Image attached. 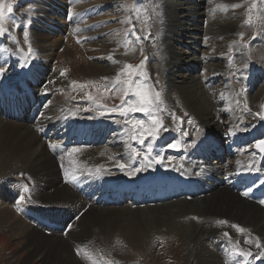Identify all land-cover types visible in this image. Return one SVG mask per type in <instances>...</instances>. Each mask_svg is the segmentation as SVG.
Here are the masks:
<instances>
[{
  "label": "bare ground",
  "instance_id": "bare-ground-1",
  "mask_svg": "<svg viewBox=\"0 0 264 264\" xmlns=\"http://www.w3.org/2000/svg\"><path fill=\"white\" fill-rule=\"evenodd\" d=\"M55 1L57 0H46L45 2L51 5ZM84 1L85 0L71 1V3H73L71 9L73 8L75 13L78 12L79 10H81L80 8L85 6ZM107 1V3L111 4L112 2L115 4H113L114 9L112 8V12H115L116 14L123 13L127 10L125 7H123L125 3L127 4L126 0L125 2H123L124 0ZM211 1L213 2L209 3V5H206L205 2L207 1L205 0H161L160 6L162 7L165 14L162 13L160 17L161 19H163L162 17L165 18L163 22H161L166 27L164 29V33H162L161 31L155 32L156 35H160L162 37V42L158 47L162 51V53H160V56L158 57L159 62L157 61V63L155 64H159V66L157 65V71H159V69L161 70L162 75L167 81V85H169V89H167L170 92V98L168 101L162 99L163 104L168 103V105L172 107L174 103L179 104L182 103L183 100L185 106L189 108V111L194 115L196 114L200 119V121H198L205 126V128L207 129L205 132L210 131L206 136L207 140L203 146L204 151L201 149V146L197 148L196 145H198L199 143L198 141H196L198 138L195 139V137V140L193 139L191 143H184L182 145V150H189L188 147H190L194 143L193 148L188 152V155H186L188 157L190 156L189 154H191L194 157L191 158L190 162H182L179 169L173 168L171 171L169 170L168 172H165V167L155 168L156 172H154V174H151L149 173V171L151 170L149 166L146 169L142 167L145 169V174H147V177H141V181L147 180L149 183L153 181L155 184H159L165 177H168L170 178V180L174 181L176 191L173 193H171L170 191L166 195L156 197L150 196L139 183H136V185L133 187L125 183H121V180L127 177L121 178L119 180L115 175V173L119 169V167L116 168L117 165L122 162L121 160H118V158L120 159V157L125 156L127 153H129L128 150H133L134 148L133 143L129 142L130 139L127 138L126 134L122 131L124 129L117 127L115 124H110L111 126L109 128L104 127V129H100V132L93 134V132L95 131L94 127H92L93 125H88L89 122H83L82 120H80L81 118H78L76 120L75 116L74 119L77 122L67 121L70 126L69 128H64V126L61 128H59L60 126L57 127V123L66 122L69 117L68 113H65L61 109L60 105H63L61 103H64L70 90L67 91L66 89H62L54 99L51 98L52 101L48 103L50 111H46L47 113L41 115L43 110L42 104H44V101L46 102V99L44 98V91L48 90H42L41 87V90L34 91L35 99L32 105L27 98L28 101L22 104L20 107L18 106L19 104H21V101H16L13 106L9 107V109L15 108V112L10 113L11 110L9 111V116L8 113L5 114L4 111L1 112L3 113V115L8 116V118L11 119L12 122L9 120L6 121L2 118L5 123H1L2 125L0 126V134H4L3 138L6 140V145L3 142L2 146H6V148H9L10 150V152L7 153H0V165L2 166V170L0 169V194H6V202H8V206L0 207V250L4 251V247L7 249L10 248L9 245L11 236L21 234L24 237L23 244L18 250V255L14 253L12 255L13 257L18 256V258H20L23 256V254H26L28 260L30 261H26L27 264H57L60 258H63L62 252L64 251V249L62 248L63 246L58 247L57 245L60 244V242H62L63 240H67L71 236H73L75 234V230L72 228L70 233V230L68 231L66 223V225H64L65 229L62 228L63 230L58 229V226L51 228L49 226L48 220L52 219V221L56 222V224H62V221L67 217V211L69 210L67 208V205L78 201L82 202L83 205H88L85 210L89 206H91V208L88 212L84 213V215L82 214L83 216L80 217L79 221H75V227L81 224L82 218L91 211L92 213L94 212L93 214H95V212L97 213L98 210L102 212H113L114 210H117L118 207H123L124 203H127L128 207L131 210L133 208L141 209L140 207L149 206L148 210L154 212L152 213V219L156 222L163 223V225H169V223L171 224L172 222H175L177 218L184 216L187 213H192L191 215L193 216H196L197 213L206 214V216L210 218V221H205L202 225L200 224L199 226H197L196 230L194 229V231H198L199 233L197 244H195V246L192 245L194 246L193 249L197 251L199 250V264H229L232 261L234 262L235 258H238L240 259V262H243V258L254 259L258 255V253L264 251V204L260 203L261 200H264V183L256 182L264 181V173L263 171L259 170V168L253 170V167L257 162L263 161L264 163V156L263 153L260 152V150L256 147H254L250 151V153H245V146L247 145L248 141L250 142L253 139L257 143L260 140H264V136L262 134V132L264 131V127L262 125H259L256 127H252V129H250L249 131L243 130L249 133L253 132L257 127H260L259 131L251 136H241L239 132H243L242 128H237L239 134L236 133L235 129V139H232L230 136L233 130L230 131L229 134H223L224 132H222V118L225 116L224 114L229 115L230 112H232L231 110L235 108L233 106L234 108L232 109L225 99L227 96L231 95V86L224 87L225 85H222V87H219L218 90H220V94L217 96L218 98L215 97L216 95L208 96L207 94H205V92H203V90H201L199 84L200 82L195 78L194 75L195 71L198 70V68H202L201 70L205 69V71L207 70V74L205 72L203 73H205V75L207 76L206 81H211V79L215 80L218 77L217 73V77L211 75L213 73V71L210 72L211 70L215 69L216 67H220V69L228 68V66L224 64L223 61H219L217 59L224 60L225 58H227L230 53V48L235 42V37H237V32H239L238 28V30L234 28L233 25L235 21L232 20V18L235 19V17L237 16L234 17L230 15V6L235 4V0ZM116 2L118 3L116 4ZM204 17H208L209 21V24L208 26H206L205 30L203 27V24L205 22ZM42 23H45V21L42 20L41 22V20H39L37 25L39 33L34 32V34H38L35 37L40 44L39 46L41 50L38 54L41 56H43V51H46L50 46L48 35L45 34L47 33V28L44 25H41ZM129 25L130 23L127 25L124 24L122 25V28H126L127 26L129 27ZM236 26L238 27L237 24ZM75 30L78 32L79 30H83L84 32L82 33V35L88 36V38L90 39V44L94 45V47L98 46L101 48V50L97 52L96 55L99 54V61L101 60L104 63L102 62L103 64H99V62H97L94 64H88L83 63L84 61L80 62V59L78 60L77 58L78 54H80L78 52L77 46L74 45L75 47H71L70 44L65 45L66 48L64 49V52L58 53V56L55 54L57 52H54V54L57 56L56 60H65V64H68L69 68L73 71L76 69L87 70L86 68L92 67V69L90 70L99 71L101 72L100 74L107 73V78L113 80L114 78L112 77V73L116 70L117 66H120L117 65L118 60L114 58L116 57V53H114V51L116 52L117 50L115 49L118 48L119 50L123 48L127 49L130 46H126V44H124L126 37L120 36L119 32H117L116 35H108L109 31L107 29H103L100 31L98 30L97 32L95 31V29L89 27H81ZM42 31L44 33H42ZM202 31H204V33H202ZM91 35L93 36L92 38ZM222 38H224L223 42L225 46L224 48H222L223 50H219V52L214 53L201 54L202 49L199 48V46H209L215 40L220 41V39ZM56 45L58 47L60 43H54V47L57 50ZM120 51V58H123L128 52L127 51L123 53L122 50ZM192 51H194L195 53ZM262 51L264 52V50ZM204 54H207L209 56ZM106 56H108V58ZM246 57V54L242 52L241 55H238L237 61L243 62ZM214 60H216V63ZM207 61H214V63L212 62L213 64L211 65L209 62V65L204 64L205 62L207 63ZM29 68L23 70H27L28 73L31 72V75H29L28 73L23 75L31 84L35 83L38 86L39 83L37 84V82L41 81L42 84L43 80L47 79V77L49 76V68L46 66L39 67L35 66L34 64ZM155 69H157L156 66ZM34 70L36 71L35 74ZM253 77L249 78V82L253 80ZM111 80L110 82H112ZM8 83L9 82L5 81L3 85H0V88L8 87L6 86ZM14 83L15 82L10 83L9 86L13 85ZM202 83L203 82H201V84ZM19 90H21L20 87ZM256 91L257 92H255L254 95L251 94L252 97L262 98L264 96V84H262V86L259 85ZM171 92H175L178 96H176L175 94V96H172ZM4 94L7 95V92H5ZM224 96L226 97L224 98ZM47 98L49 99V97ZM168 105L166 106L170 108ZM17 108H19L20 110L16 111L18 110ZM37 114L41 120L38 119ZM191 117L193 116L191 115ZM232 117H234V115ZM36 120L38 121V125L36 126L41 127L39 129H36V127L33 126ZM71 122H73L72 125H70ZM105 124L107 125V123ZM33 127L35 128L33 129ZM223 130H225V128ZM261 130L263 131L260 132ZM52 132L54 133L53 135ZM236 134H238L237 138ZM57 135H59V138H57ZM172 136L173 135L168 134L159 139V141L157 142V148L160 151L164 152V150H166L165 148H168L167 144L171 140ZM203 136L204 135H202V137ZM51 144H57L59 145V147L53 149L50 147ZM47 148L49 151L47 150ZM58 149L60 152L56 153V150ZM73 149H78L79 151L73 152ZM198 150L199 155L197 153ZM152 153H154L153 150ZM9 154H11V159H8V161H11L10 163L6 160V156ZM234 154L240 155V158L239 156L237 157L240 164L237 161L235 162V164H232L231 167H225L228 159L229 161H233L235 159L234 157H232ZM164 155L166 159H171V161L169 162H174L177 159V157L168 155L166 152H164ZM210 156L216 157L217 159L213 161L214 165L210 164ZM230 157L232 158L230 159ZM59 158H62V161L67 167L66 173L70 172L72 174L73 166H75L76 164L80 165L82 163L85 164V166L83 165L85 169H90L94 166L97 169L101 165L103 166V168L96 175L84 174L79 176L75 181L71 180V178L69 177V184L65 183L63 185L59 179L57 170V159ZM148 158H150V156H148ZM244 158L248 159L247 161H245V164L241 163ZM123 159L125 158L123 157ZM202 159H204V161ZM135 161L136 159L131 161L130 163H133V165H135L134 169H137L139 168V165ZM236 165L237 167L235 172L229 171V169L234 170ZM115 168L117 169V171L114 170ZM80 169L81 168H79V170ZM128 169L130 171L132 170L131 168ZM24 171L28 174L26 178H24V175L26 173H22ZM158 171L162 172L156 174ZM15 174L18 181L22 180L24 182L23 184H21V182L18 183L19 190L16 189L17 183L13 181L15 180ZM21 174L22 176H20ZM183 176L195 181L192 193H186L179 188V183L181 177ZM6 177L7 184L10 185L6 184L5 189H8V186H11V189L5 190L3 192L1 188L5 184L4 179ZM133 177L135 179H139L136 173ZM64 179L67 181V177H65ZM28 183H30L31 186H29ZM70 183H72L74 190L78 191L79 193H81V195L84 196V200H82V197H80V195L76 194L78 192H75L70 188ZM25 184L28 185L27 192L25 191ZM32 186L35 191L32 194L34 200H31V204L36 208H38L40 205V209H33L31 208V206H28L29 199L27 198L30 190L29 187ZM134 188L137 189V192L139 194L136 193V189ZM249 189H251V192L247 197H245L243 193ZM204 195L209 197H204ZM6 197L1 198L0 196V202H2L4 205L6 202H3V200H5ZM21 197H23V200H21ZM202 197L204 198L193 201L191 200L194 198L196 199ZM184 198H191V201L178 200ZM18 199L21 200V202L18 201L16 204H14ZM175 200L178 201L174 203L170 202H173ZM168 202H170L171 204H169ZM164 203H166V205H163L161 207H152L153 205H160ZM77 205L79 206V204H73L71 205V207H75ZM48 206L50 208L60 206L61 210L55 208L46 211ZM109 206L111 208H107ZM115 206L118 207L112 208ZM43 216H45L47 219H45ZM28 217L33 218L29 221V223L27 222ZM221 221H227L229 225H226V223H221ZM218 222H220L222 226L217 227L213 225L217 229L211 228L212 224ZM231 223H233V226L230 225ZM235 224L241 226L242 228L243 226L247 228L246 234L244 231L241 232L242 237L240 234L237 235V237L244 238L247 241L250 240L251 242L249 243H254V248L252 250L250 248V250L246 249V251L245 247L242 245V247L239 249L238 245L240 244V242H238L237 238L235 240V236H227L223 239L225 233H230L232 230L235 231ZM57 231H60L61 234L58 235ZM65 232L66 235H63ZM256 232H258L262 236V240L260 239V248H257L255 244L257 238L252 237V235ZM119 234L123 235L122 238L124 239L126 237L131 241H136V244L142 238H137V235L133 232L126 233V231H121ZM232 235H234V233ZM251 237L253 239H249ZM219 238L221 239L216 240ZM119 239L114 235V239L108 249L111 251L112 249L114 250L115 247L113 246V243H118L121 247L119 249L116 248V250L123 251L125 247L123 248L124 245L122 244V240L119 241ZM180 244L183 245L182 243ZM130 246H132V244ZM135 246L133 248H135ZM129 248L130 247H128L127 249ZM237 249H239V252H251L252 255L242 257L237 252ZM233 254L237 256H235V258L233 257L234 259L232 258ZM194 258L196 259V257ZM253 261L264 262V257ZM85 262L82 261L83 264H87ZM59 263L65 264V261H61Z\"/></svg>",
  "mask_w": 264,
  "mask_h": 264
},
{
  "label": "rangeland",
  "instance_id": "rangeland-1",
  "mask_svg": "<svg viewBox=\"0 0 264 264\" xmlns=\"http://www.w3.org/2000/svg\"><path fill=\"white\" fill-rule=\"evenodd\" d=\"M45 1L46 0H5V3H13L14 12L11 15V17L5 23V27L8 28L7 33L4 36H0V68L5 69L4 74L0 75V85H3L5 83V81L9 82L6 85L8 87L0 88V94H4L6 91H8V92H10V94H12V96L19 97L20 92L23 91L24 88L28 87V86L33 87L34 91L41 90V89L42 90L48 89V90L44 91L45 92L44 98L46 99V102L44 101L43 102L44 104H42L43 110L41 113V115H44L45 113L50 111V107L48 106L49 105L48 103H50L52 101V99H54L61 92L62 89H64V90L66 89L67 91L70 90L69 93L67 94L68 96L65 95V96H67L65 101H64L65 104L61 103L63 105H60L61 109L65 113H68L69 117L66 120V122L62 123L61 121H59L61 123H57L56 124L57 127L60 126L59 128H61L64 126V128H69L70 126H69V123H67V121H73L74 122L78 118L79 119L81 118L80 120L88 121L89 122L88 125H93L94 124L93 121H96L98 119L96 121V125H99L100 121H104V122H102V125L101 124L99 125L98 128H100V129H104V127L109 128L111 126L110 124H115L117 127L124 129L122 131L126 134V137L129 138V134L126 131V129L130 126L126 125L125 121L126 120H134V119L147 120V117L144 113L135 112V113H130L127 117L121 116L119 112H115V113L107 112V110L105 108L98 107L96 103L89 100L87 97H88V94L91 93L96 98L97 101H101L104 105H108L109 106L108 108L119 105L121 103L122 93L116 92L114 90L113 91H105L104 87H99V86L110 85L112 82H114L116 80L117 75L121 74V71H122V69H124V66L126 64L131 63L134 66L139 65L140 62L142 60H144L146 57L147 61H146V64H145L143 71H145L147 73V76H148L147 83L154 85L155 90L161 92V99L166 100V101L169 100V98H170V96H169L170 92L168 91L169 85H167V81L165 80L164 76L162 75L161 70L159 69V71H157L159 64H155V63H157V61L159 62L158 57L160 56V53H162V51L158 48L159 44H161V42H162L161 41L162 37L160 35H156L155 32L161 31L162 33H164L165 32L164 29L166 27L162 23L165 18L162 17L163 19H161V17H160V15L162 13L165 14L163 12L162 7L160 6L161 0H139L138 8H126L127 10L123 13H120V14H116L115 12H112L115 4L112 2H111V4L107 3L108 2L107 0H88V1L85 0L84 1L85 4L83 3L85 6L80 8L81 10H79L76 13H75L73 8L71 9L72 4H73V3H71V1H73V0H70V1L69 0H57L51 5L47 4ZM96 1H97V3H96ZM205 1H207V2H205L206 5L207 4L209 5V3L213 2L211 0H205ZM88 2L89 3L91 2V3L89 4ZM123 2H125V0ZM126 2L129 5L137 4V0L136 1L135 0L134 1L133 0H126ZM117 3L118 2H116V4ZM235 4H239L241 6L236 7V8H233L232 6H230V15H232L234 17L237 16V17H235V19H233L232 17L231 18H232V20L235 21V23L233 25L234 28L236 30L239 29V32H237V37H235V42L232 44L233 46H231L230 53L228 52L229 55L227 56V58H225L224 60L217 59L219 61H223V63L226 64L228 66V68L220 69V67H216L215 69H213L211 67L213 69L210 71V72L213 71V73L211 75L216 76V73H217V76H218V77L216 76L217 78L215 80L211 79L212 82L209 80L206 81L207 76L205 75V73L207 74V70L205 71V69L201 70L202 68H198V70H196L195 74H194L195 78L200 82L199 84H200L201 90H203V92H205V94H207L208 96L216 95L215 97H217L220 94V90H218L219 87H222V85L223 86L225 85L224 87H228V86L230 87L231 86L230 87V91H231L230 94L231 95L227 96L228 98L226 96H224V98L226 97L225 99L227 100L228 105H230L232 109L234 107L235 108L233 109L234 111L231 110L232 112H230L229 115L224 114L225 116L222 118V132H224L223 134H225V133L229 134L230 131L233 130L231 135H233L235 133L234 132L235 129H236V133L239 132L237 128H242V131L243 130L249 131L250 129H252V127H256L259 125L260 126L262 125L264 127V120H261L259 117H257L255 115V113H257V112H264V98H263L264 96L262 98L252 97V95H254V93L257 92L256 91L257 87L259 85L262 86V84H264V79H263L264 78V52L262 51V50H264V0H235ZM253 5H255V7H253ZM55 8H56V10H55ZM249 9H251V12H249ZM39 10H40V12H39ZM45 11H48V12H45ZM73 11H74V14H73ZM249 15H251V17H252V24L251 25H248L245 23V21L248 19ZM126 19L128 22H125ZM204 19H205V22L203 24V27L205 30L206 26H208V24H209L208 23L209 21H208V17H204ZM39 20H41V22H42V20L45 21V23H42L41 25H44L47 28V33H45V34L48 35V40L50 43L49 48L46 51H43V54H42L43 56L38 54V53H40L39 51L41 50L40 46H39L40 44L36 40V37H35L38 34H34V32L39 33V29L37 26ZM29 21H30V23H29ZM129 23H130L129 27L127 26L126 28H124V27L122 28V25H124V24L127 25ZM236 24L238 25V27L236 26ZM133 25H135L137 28V31L134 33L131 32ZM76 26L78 28L89 27V28L95 29V31H97V32H98V30L100 31L103 29H107L109 31L108 35H112V34L116 35L117 32H119L120 36L126 37L124 44H127V46L130 45V46L127 49H125V48L120 49V50H122L123 53L128 51L125 54V56L123 57L124 59L120 58L119 54L121 51L119 50V48L115 49V50H117L116 52L114 51V53H116V57H114V58L118 60L117 65H120V66H117L116 70L112 73L113 74L112 77L114 78L113 79L114 81L111 80L110 78L105 80L104 78L108 77L107 73L100 74L101 72H99V71H96V70L92 71V70H90V69H92V67L86 68L88 71L85 69L84 70L83 69L82 70L76 69L73 71L69 68L68 64H65V60H61V61L56 60L57 56L59 55L58 53L64 52V49L66 48L65 45L70 44L71 47L74 45L77 46L78 52L80 53V54H78L77 58H78V60L80 59L79 60L80 62L84 61L83 63H88V64H92V63L94 64L97 62H99V64L104 63L101 60L99 61L100 55L99 54L96 55V53L99 52L101 50V48L98 46L94 47V45L90 44V39L88 38V36L82 35V33L84 32L83 30L82 31L79 30V32L76 31L75 29H78ZM84 29H86V28H84ZM126 30L130 33L129 35L125 34ZM140 30H142V31H140ZM24 31L28 32L27 39H25V37L23 35ZM42 33H44V32L42 31ZM149 33H151V36H149ZM202 33H204V31H202ZM240 33L244 34L243 41H241ZM257 33H259V35H257L256 39L253 40L252 39L253 35L257 34ZM137 35H139L141 37L139 40L136 39ZM202 35H204V34H202ZM56 37L57 38L59 37L58 38L59 40ZM92 37L93 36L91 35V38ZM223 40H224V38L220 39V41L215 40L211 45L206 46V47L205 46L204 47L199 46V48L202 49L201 54L202 53H214V52H219V50H223L222 48L225 47ZM55 42H59L61 45V46L59 45L58 47L56 45L57 50L54 47ZM219 42H220V44H219ZM244 43H247L248 46L247 47L243 46ZM29 44L31 45V48L33 50L31 54H28ZM220 45H222V46H220ZM158 50H160V51H158ZM212 50H213V52H212ZM54 52H57V53H55L57 56L54 54ZM192 52H194V51H192ZM220 52H222V51H220ZM242 52H244L247 57L243 62H238L237 61L238 55H241ZM204 55H207V54H204ZM207 56H209V55H207ZM106 57L108 58V56H106ZM118 57L120 60L118 59ZM214 61L216 63V60H214ZM214 61H212V62L214 63ZM208 62L210 63V65L213 64L211 61H207V63L205 62L204 64L209 65ZM34 64H35V66H39V67H45L46 66L49 68L48 69L49 70V76L47 77V79L43 80L42 84H41V81L37 82V84L39 83L38 86L35 83L28 84V82L26 81V77L23 75V74L28 73L27 70H23V69L29 68L30 66H32ZM155 66L157 69H155ZM197 67H198V65H197ZM197 67H195V68H197ZM189 68H190V66H189ZM29 69H31V68H29ZM64 70H67L66 74L67 75L69 74L68 76L66 74L61 75V72ZM251 70H253L255 73L251 74L250 73ZM203 72H205V73H203ZM214 72H215V74H214ZM35 73H36V71L34 70V74ZM28 74H31V72ZM204 76H206V77H204ZM251 77H253V80L249 82V78H251ZM124 78H126V77L122 75L121 79H124ZM225 78H227V80H225ZM63 79H65V80H63ZM258 79H259V81H258ZM110 80L112 82H110ZM203 80L205 81V83ZM73 81H75L76 84H73ZM157 81H159V83H156ZM12 82H15V83L13 85L9 86L10 83H12ZM89 82H95V83L93 84V83H89ZM162 82H163V84H162ZM201 82H203V83L201 84ZM246 83H248V84L250 83V86H248V88L246 87ZM80 84H87V87L81 88V87H79ZM16 87H20L21 90L19 92L16 90H12ZM163 89H164V91H163ZM165 89H167V90H165ZM213 89L215 90V93H214ZM242 89H243V91H242ZM206 92H208V93H206ZM174 94L176 96H178L175 92L172 93V96H175ZM21 95L23 96V98H25L26 101H28L27 95L26 96L23 94H21ZM167 95H168V97H167ZM165 96H166V98H165ZM47 97H49V99ZM246 100H247V102H246ZM32 101H33V97L31 99H29V102L33 104ZM255 103H257V104H255ZM166 105H168V103L161 105L162 111L160 112V115L163 119L164 126L167 130H162L160 132L159 137L156 138L155 140H153L152 138L146 139L145 143L143 145L139 144L137 141L128 139L129 142L133 143V147H134L133 149H135L136 151H139L140 155L135 156L133 154V150H128L129 153H127L125 156L120 157V159L118 158V160L122 161L120 163H123L127 166L129 165L127 167V170L125 168L122 171L119 168L117 171L116 168H118V165L120 164L119 163L117 165V167L114 169L117 171L115 173V175L117 176V178L119 180L121 178L131 176L128 174L130 171L128 168H131L132 170L135 168V165H133V163H130L131 161H133L135 159H136L135 162L139 165V169H141L140 171L136 172V175L145 174V169L148 167V162L149 161H155V159L158 156L162 157V158L164 157L163 163H154L153 162L152 165L149 166L151 168L149 173L154 174V172H156L155 168H161V167H165V169L168 168V166L166 165L165 162H169V161H171V159L165 158L164 152H166V150H164V152H162L157 148V142L159 141V139L163 138V136H166L168 134H171L173 136L167 145H169L170 143H175L176 141H180L181 146L179 148H172V149L178 150L180 152L188 151L185 149L182 150V145L184 143L185 144L191 143L195 137V139L198 138L196 141H198V143L201 144V149L203 150L204 143L207 140L206 136L210 131L205 132L207 129L205 128L204 125H202L201 122H199L200 119L198 118V116L196 114L194 115L193 113H191L189 111V108L187 106H185L183 100H182V103H179V104L174 103L172 107L168 105L170 108H168ZM245 105H247L248 109H250V110H246ZM175 107H177L178 109ZM235 109H237L238 111ZM1 112H3L2 109H0V126L5 123V121L2 120V118L5 119L6 121L9 120L12 122V120L8 118L9 115L8 116L3 115V113H1ZM13 112H15V108H13L12 111H10V113H13ZM100 112H105V114L100 115ZM73 113H75V115ZM173 114L176 117H181L183 122H180V121H177L176 119H174ZM191 115L193 117H191ZM233 115H234V117H232ZM74 116H75L76 120L74 119ZM195 118H197V119H195ZM38 119H40V118L38 117ZM108 119H110V120H108ZM90 120H93V121H90ZM241 120L243 121V123L238 122ZM189 121H192V122L190 123ZM73 122H71L70 125H72ZM105 123H107V125ZM245 123H249V124H256L257 123V125H250V127H246L245 125H243ZM36 125H38L37 120L34 122L33 126H35L36 129L41 128L40 126H36ZM35 127H33V129ZM92 127H94V129H95V125H93ZM224 128H225V130H223ZM259 128L260 127H257L254 131H256V132L259 131ZM263 130H261L260 132H262ZM245 131H243V132L247 133ZM184 132H187L188 135L187 136L183 135ZM222 132H221V134H222ZM53 134L54 133L52 132V135ZM179 134L182 136H180ZM262 134L264 136V131L262 132ZM202 135H204V136L202 137ZM3 136H4V134L3 135L0 134V153L1 152L7 153V152H10V150H9V148H6V146H2L3 142L6 145V140L3 138ZM232 139H235V138H232ZM149 144H152V150L154 151L155 154L152 153V151L149 152L147 150ZM255 144H256V142H255ZM192 145H194V143ZM188 148H190V147H188ZM47 150H48V148H47ZM56 153H58L57 150H56ZM145 154H147V157H145ZM128 155H129V157H128ZM187 155H188V152H187ZM189 155L192 156L191 154H189ZM148 156H150V158H148ZM235 156H237V157L239 156V158H240V155H235ZM263 156H264V153H263ZM123 157L125 159H123ZM192 157H194V156H192ZM6 158H7L6 159L7 162L10 163L11 161H8V159H11V154L7 155ZM182 158H183V160H182ZM178 159H180V160H178ZM57 160H58V168H57L58 176H59L60 181L64 185L65 183H68V180H69L71 173L70 172L66 173L67 167L64 164V162L62 161V158H59ZM214 160H217V159L215 157L211 158L210 164L214 165V162H213ZM190 161L191 160H189V158L187 156H185V157L177 158L176 161L169 162V163L170 164L173 163L176 166V168H174V169H177V168L179 169L180 164L182 162H190ZM237 161L239 163L238 158H236L235 161L234 160L229 161V159H228L225 167L228 166V168H229L232 166V164H235V162H237ZM79 162H80V160H79ZM241 163L245 164L246 162L242 161ZM83 165L85 166L84 163H82L80 165L76 164L75 166H73V173L72 174L76 173L75 176L79 177V176L84 175V174L96 175L99 173V172H97V169L95 166H94L95 168L91 167L90 169L89 168L85 169V167H83ZM77 167H79L81 169L84 168V169L79 170V168H77ZM142 167H144L145 169ZM236 167H237V165L235 166V169L234 168L233 169L236 170ZM228 168H226V169H228ZM0 169L2 170L1 165H0ZM1 170H0V172H1ZM90 170H91V172H90ZM171 170L172 169H170V171ZM234 170L229 169V171H234ZM259 170H261V168H259ZM168 171L169 170L166 169L165 172H168ZM261 171H263V173H264V170H261ZM64 172H65V174H64ZM159 172H162V171H158L156 174H158ZM22 173H26L24 175V178H26V176H28L27 172L24 171ZM20 176H22V174ZM133 176L134 175H132V177ZM65 177H67V181L64 179ZM6 179H7V177L4 179L5 184L1 188L3 190V192L5 190L11 189V186H8V189H5L6 184H7ZM14 179L15 180H13V181H15L17 183L16 189L19 190L18 183L21 182V184H23L24 182L22 180L18 181L16 174H15ZM256 182H264V181H256ZM28 184H29V186H31L30 183H28ZM7 185H10V184H7ZM26 186L28 187V185H26ZM29 188H30V190H29V194H28V198H27V199H29L28 206H31V208H33V209H40L41 208L40 205L38 208H36L31 204V200H34L32 194L35 191V189L33 188V186L29 187ZM70 188L72 190H74L72 183H70ZM74 191L78 192L76 190H74ZM76 194L80 195V197H82V200H84V196L81 195V193L78 192ZM209 195H211V194H209ZM0 196L2 198V197H6L7 195L6 194H4V195L0 194ZM204 197H209V196L204 195ZM204 197L196 198V199L195 198L194 199L184 198V199H178V200H183V201H185V200L191 201L192 200L193 201V200H197V199H203ZM178 200H175L173 202L170 201V202L174 203V202H177ZM6 201H7V197L5 200H3V202H6ZM18 201L21 202V200L18 199L15 203L14 202L13 203L16 204ZM170 202H168V203L171 204ZM7 204H8V202H6L5 205L2 202H0V207L1 206L6 207V206H8ZM73 204H79V206L77 205L75 207H71V205H73ZM163 205H166V203L160 204V205H153L152 207L153 208L157 207V206L161 207ZM87 206L88 205H83L82 202H78V201L67 205V208L69 209L67 211V217H66L67 219L66 218H64L65 220L63 219L64 222L62 221V225L67 224L68 231L70 230V233H71V230L73 228L75 230V232H74L75 234L73 236H71L69 239L63 240L62 242H60V244L57 245L58 247L63 246L62 248L64 249V251L62 252L63 258H60L59 262L65 261V264H83L82 261H84V262L86 261L85 263H87V264H107L108 261H112L113 264H199V258H200L199 252H198L199 250L197 251V250L193 249L195 244H197L199 233H198V231H194V229L196 230L197 226H199L200 224L202 225L205 221H207V222L210 221V218L208 216H206V214L197 213L196 216H193V215H191L192 213H187L184 216L177 218L175 220V222H172L171 224L169 223V225L168 224L163 225V223L156 222L152 219V217H153L152 213H154V212L148 210L149 206H146L147 208L146 207H140L141 209L133 208L131 210L128 207L127 203H124L123 207H118V206L112 207V208L118 207V209L114 210L113 212H107V211L102 212V211L98 210L97 213L95 212V214H93L94 212L92 213V211H91L88 214H86L85 217L82 218L81 224H79L77 227H75L76 226L75 223L77 221H79L80 217H82L84 215V213L88 212L89 209L91 208V206H89L85 210V208ZM55 208L56 209L58 208V210H61L60 206H57ZM55 208H50L48 206L46 211L49 209H55ZM107 208H111V207L109 206ZM54 213H55V211H54ZM68 213H69V215H68ZM187 216H188V218H187ZM43 217L45 219H47L45 216H43ZM192 218L195 221H193ZM194 218H196V219H194ZM28 219H27V222L29 223V221L33 218L28 217ZM50 221L52 223L56 224V222H53L52 219H50ZM232 224L233 223H231L230 225H232ZM213 225L217 226V227L222 226V224L220 222L212 224L211 228H214V229H217V228H215ZM226 225H229V223L227 222ZM236 225L237 224H235V226ZM58 227H59L58 229H60V230L62 229V227H60V224L58 225ZM239 227H241V226H239ZM243 228L245 229V234H246L247 228H245L244 226H243ZM54 229H57V228H54ZM188 230H189V232H188ZM237 230L238 229L235 227V231L232 230L230 233L228 232V234H230L229 236H231V237L235 236V240L237 238L238 242H240V244L238 245L239 249L242 246H244L245 250L246 249L250 250V248L252 250L254 248L253 247L254 243H249V242H251L250 240L247 241L244 238H241L242 234L239 230H238L239 232ZM121 231H126V233L127 232L128 233L133 232L137 235V238H140V237H142V238L137 243L138 244L137 245L136 241H134V240L131 241L129 238H126V237H125V239L122 238L123 235L119 234ZM191 232H192V234H191ZM233 233H234V235H232ZM57 234L60 235L61 232L57 231ZM239 234L241 235V237H237V235H239ZM63 235H66V232ZM114 235H115V237H118V239L121 237L119 239V241L122 240V244L124 245L123 248L125 247L124 250H126V251H124V250L119 251L118 250L119 251L118 252L116 250V248L119 249L121 247V246H119L118 243H115V244L113 243V246L115 247L114 250L112 249V251H111L108 249L109 246L111 245L113 239H114ZM119 235H120V237H119ZM253 235H252V237H256L257 238L256 240L260 244L261 243L260 239L262 240V236L258 232L254 233ZM226 237L227 236L224 235L223 239ZM252 237L249 239H253ZM65 238H67V237H65ZM187 238H188V240H187ZM220 239L221 238L216 239V240H220ZM23 240H24V237L21 234H16V235L10 237V245H9L10 248L7 249L4 247V249H5L4 251L0 250V264H27L26 261H29V260H28V257L26 256V254H23V256L20 258H18V256H14V257L12 256L14 253H16L18 255V250L21 248V246L23 244ZM246 241H247V243H246ZM257 241L255 244H257ZM180 243H182L183 245H181ZM131 244H132V246H130ZM192 245H194V246H192ZM246 245L248 246V248ZM126 246H128L130 248L127 249L128 247H126ZM134 246H135V248H133ZM173 246H176V247H173ZM263 246H264V244H263ZM178 247H179V249H178ZM77 248L81 249L80 254H77V252H76ZM235 256L236 255L233 254L232 258L233 257L235 258ZM194 257H196V259ZM256 257L254 259L243 258V262H240V259L237 258L238 259L237 260L235 258V261L234 262L232 261L229 264H264L263 261H253V260H258ZM195 260H197V261H195ZM59 262L57 264H61Z\"/></svg>",
  "mask_w": 264,
  "mask_h": 264
},
{
  "label": "snow or ice",
  "instance_id": "snow-or-ice-1",
  "mask_svg": "<svg viewBox=\"0 0 264 264\" xmlns=\"http://www.w3.org/2000/svg\"><path fill=\"white\" fill-rule=\"evenodd\" d=\"M139 0H137V4L129 5L124 4L123 7L125 8H138ZM239 4L232 5L233 8L240 7ZM255 7V5H253ZM14 12V5L13 3H5V0H0V36H4L8 28L5 27L6 21L11 17V15ZM249 12H251V9H249ZM125 22H128L127 19ZM30 23V21H29ZM246 24L251 25L252 24V17L251 15L248 16V19L245 21ZM137 28L135 25H133V28L131 32H136ZM142 31V30H140ZM126 35H129L130 33L126 30ZM25 39L28 37V32L24 31L23 33ZM259 35V33L254 34L252 39H256V36ZM149 36H151V33H149ZM241 41H243V33H240ZM141 37L139 35L136 36V39L139 40ZM127 46V44H126ZM245 47L248 46L247 43H244ZM31 45L29 44L28 47V54L32 53ZM147 58L145 57L144 60L140 62L139 65H132L131 63H128L124 66V69H122L121 74H118L116 77V80L112 82L110 85H104L99 87H104L105 91H116L122 93L121 97V103L117 106L108 108L107 105L100 104L99 101L96 100V98L89 93L88 99L93 101L97 104L98 107L105 108L107 112H119L121 116L127 117L130 113L140 112L144 113L147 117V120L144 119H134V120H126V125H129L126 129V131L129 134V139L137 141L139 144L143 145L145 143V140L148 138H152L155 140L159 137L160 132L162 130H167L164 126L163 119L160 115V112L162 111L161 105H163V100L161 99V92L155 90V86L147 83L148 76L145 71H143L145 64H146ZM67 70H64L61 72V75H65ZM5 72L4 68H0V75H3ZM125 76L126 78L121 79V76ZM105 80L108 78L105 77ZM51 83V82H50ZM89 83H95V82H89ZM156 83H159L157 81ZM73 84H76L75 81H73ZM79 87L85 88L87 87V84H80ZM243 91V89H242ZM246 110H250L247 108V105H245ZM75 114V113H73ZM105 112H100V115H104ZM257 117H259L261 120H264V112H257L255 113ZM173 118L177 121L183 122L181 117H176L173 114ZM190 123L192 121H189ZM183 135L187 136L188 133L184 132ZM180 141H176L175 143H171L168 145L169 148H179ZM51 148L56 149L59 147L57 144H51ZM255 147L260 150V152L264 153V140H260L255 144ZM73 152L79 151L78 149H73ZM148 151H152V144L148 145ZM133 154L135 156H139L140 152L133 149ZM71 155V153H70ZM145 157H147V154H145ZM163 163L162 157H157L155 161H149L148 166H151L152 163ZM118 167L123 171L128 166L120 163ZM103 166H99L97 168V172H99ZM141 169H133L129 171V175H134L136 172L140 171ZM255 170V169H253ZM71 180L75 181L78 179L75 174L70 175ZM264 183V182H262ZM25 191H28L27 186H25ZM251 192V189L245 191L243 195L247 197ZM21 200H23V197H21ZM261 204H264V200L260 201ZM221 223H227V221H221ZM240 232H244L245 229L239 227L238 225L235 226ZM230 234L225 233V236H229ZM257 248H260V244L257 241L256 244ZM77 254H80L81 249H76ZM237 252L243 257V256H251V252H239V249H237ZM264 257V251H261L257 255V259ZM107 264H113L112 261H108Z\"/></svg>",
  "mask_w": 264,
  "mask_h": 264
}]
</instances>
